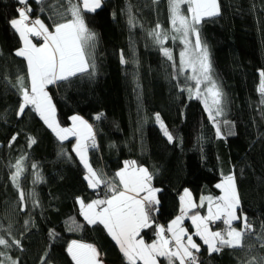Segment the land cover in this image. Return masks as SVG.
I'll return each instance as SVG.
<instances>
[{"label": "trees", "instance_id": "obj_1", "mask_svg": "<svg viewBox=\"0 0 264 264\" xmlns=\"http://www.w3.org/2000/svg\"><path fill=\"white\" fill-rule=\"evenodd\" d=\"M29 2L33 17L51 26L50 5L55 0ZM102 2L95 13L84 14L88 29L96 35L95 74L48 86L59 124L66 127L73 115L89 121L98 145L89 151V160L107 178H114L125 161L147 168L152 187L160 189L158 216L165 224L178 215L185 189L197 202L202 196H219L215 185L234 173L238 213L246 215L255 230L244 238L251 251L225 247L209 253L195 237L200 245L197 264H240L264 256V96L259 91L264 71V0H219L220 15L199 25L214 77L224 92L225 115L220 120L230 124L221 122L223 138L217 137L201 100L179 90L178 84L192 81L184 76L173 79L172 62L148 35L157 23L170 30L167 0ZM17 7L16 0H0V234L20 240L22 250L0 246V262L41 264L43 259L46 264H74L66 249L72 240H79L96 246L103 262L127 264L103 226L88 225L78 213L77 197L89 202L103 198L107 190L88 187L86 169L72 151L75 137L60 141L31 108L17 116L21 97L12 85L18 75L27 83L26 62L14 55L21 41L8 23ZM164 46L172 49L178 64L179 41L169 40ZM156 113L172 142L159 128ZM30 137L35 140L31 146ZM21 158L24 172L18 189L11 175ZM30 193H35L38 206ZM198 211L205 213L204 208ZM219 223L214 229L221 227ZM184 224L189 226L188 221ZM153 232L151 228L142 232L146 242L153 240ZM160 262L168 264L166 259Z\"/></svg>", "mask_w": 264, "mask_h": 264}, {"label": "snow or ice", "instance_id": "obj_2", "mask_svg": "<svg viewBox=\"0 0 264 264\" xmlns=\"http://www.w3.org/2000/svg\"><path fill=\"white\" fill-rule=\"evenodd\" d=\"M16 2L19 5L15 9L16 16L8 23L21 41V47L15 50L14 55L25 60L27 70V83L23 75H18L16 83L12 85L21 97L17 116H22L26 108H31L60 141L75 137L76 143L72 151L86 169L84 179L88 187L95 191L103 186L107 190L103 198L98 197L89 202H85L82 197L76 198L80 215L87 224L102 225L119 247L127 264H160L161 257L168 264H197L195 253L200 251V245L193 239L194 236L207 245L209 253L220 252L225 247H247L250 252L251 245L246 246L244 238L252 235L255 230L246 215H237L241 205L234 173L223 176L222 181L215 185L220 190L219 196H202L197 202L185 189L179 197V215L165 227L155 220L154 214L159 210L160 204L157 198L160 189L152 187V175L147 168L137 166L135 161H125L124 167L116 171L114 178L109 179L102 171L94 169L89 160V151L98 147L93 126L79 115L69 118L72 122L70 127L59 124L48 86L80 75L95 74L93 50L96 35L88 29L84 14L95 13L101 7V0H55L50 5L49 19L53 21L51 26L39 17H33L29 0ZM36 2L43 4L44 0ZM167 3L170 30H164L157 23L148 35L167 60L172 62L173 79L178 80L179 76H184L186 81L193 82L178 84L179 90L187 91L189 98L201 100L210 122L216 128L217 137L223 138L220 124H230L227 119L220 120L225 115L224 92L214 77L208 47L201 39L199 28L206 18L220 15L219 0H167ZM44 10L42 7L41 11ZM133 20L130 16L129 22L133 23ZM169 40H178L182 45L178 64L172 49L164 46ZM125 62L121 52V63ZM260 76L262 79L259 91L264 96V71L260 72ZM102 115L95 119L99 120ZM155 119L160 123L168 141L172 142L173 136L159 113L155 114ZM15 139L13 136L10 145ZM29 141V146L35 143L31 137ZM22 160L23 158L18 159L12 166L16 171L12 173L11 180L18 189V179L24 172ZM36 167L37 165H32V168ZM38 180L37 176L34 183ZM30 196L38 206L35 193H30ZM20 200H24L23 192L20 193ZM201 208L205 209L204 214L198 211ZM185 219L191 221L194 232L189 233L184 227ZM237 221L242 224L239 230L233 226ZM216 222H222L225 228L213 231L212 225ZM28 223L29 221H25L26 226ZM149 228L154 229L155 237L150 243L142 235ZM50 235L55 236L56 233L52 232ZM13 245L22 250L20 240L14 237L8 239L0 234V246L8 248ZM261 246H264V241H261ZM66 251L74 264H103L101 253L93 244L72 240ZM13 264L19 262L13 261ZM41 264H46V261L42 259ZM240 264H264V256H253L242 260Z\"/></svg>", "mask_w": 264, "mask_h": 264}, {"label": "crops", "instance_id": "obj_3", "mask_svg": "<svg viewBox=\"0 0 264 264\" xmlns=\"http://www.w3.org/2000/svg\"><path fill=\"white\" fill-rule=\"evenodd\" d=\"M34 42H37V41H35L34 40ZM81 117V116H80ZM55 134V133H54ZM124 167V166H123ZM122 167V168H123ZM183 194V193H182ZM181 194V195H182ZM219 195H220V193H219ZM76 207H78V213H79V215H80V208H79V205H78V203H77V206ZM205 212V211H204ZM201 214H203V213H201ZM178 215H179V211H178ZM237 215H240L238 212H237ZM80 217H82L81 215H80ZM186 221H188V223H189V226L187 225V229L189 230V232L190 233H192V232H194V226L191 224V221L190 220H188V219H185V221L184 222H186ZM237 222H239V221H237ZM217 223V222H216ZM167 224H168V222H167ZM234 224H236V222H234ZM240 224H241V222H240ZM186 225V224H185ZM153 231H154V229L153 228H151ZM212 229H214V228H212ZM154 233V232H153ZM196 236H194V238H195ZM155 238V237H154ZM153 238V239H154ZM198 240H200V238L199 237H196ZM195 238V241L197 240ZM152 241V240H151ZM151 241H147V242H151ZM201 242H202V244H203V241L202 240H200ZM196 243H197V241H196ZM198 244V243H197ZM206 246V248H207V250H208V247H207V245H205ZM209 252V251H208ZM162 259H165V258H163V257H161ZM103 262V261H102ZM103 264H107L106 262H103ZM160 264H161V262H160Z\"/></svg>", "mask_w": 264, "mask_h": 264}, {"label": "built area", "instance_id": "obj_4", "mask_svg": "<svg viewBox=\"0 0 264 264\" xmlns=\"http://www.w3.org/2000/svg\"><path fill=\"white\" fill-rule=\"evenodd\" d=\"M154 215H155V220H156L157 223H159L160 225H163V226L167 227L168 224L162 223V222L159 220L158 211H157ZM220 224H221V227L218 228L217 230H222V229L225 228V225H224L222 222H220ZM236 226H237V225H236ZM212 227L217 228V227H215V224L212 225ZM237 228H238V230L240 229V227H238V226H237Z\"/></svg>", "mask_w": 264, "mask_h": 264}, {"label": "rangeland", "instance_id": "obj_5", "mask_svg": "<svg viewBox=\"0 0 264 264\" xmlns=\"http://www.w3.org/2000/svg\"><path fill=\"white\" fill-rule=\"evenodd\" d=\"M102 4H103V2H102V0H101V6H102ZM38 42V41H37ZM191 84H192V82H191ZM85 120V119H84ZM88 123H89V121H88ZM71 124H72V122L69 124V125H67L66 127H70L71 126ZM90 124V123H89ZM158 125H159V128H161V126H160V123H158ZM162 129V128H161ZM162 131H163V129H162ZM69 138H71V137H69ZM66 141V140H65ZM74 143H76V139H75V142ZM222 181V180H221ZM220 181V182H221ZM219 182V183H220ZM190 193H191V191L189 190V189H187ZM192 194V193H191ZM221 194V193H220ZM193 198V197H192ZM79 205V204H78ZM175 218V217H174ZM173 218V219H174ZM171 222V220L168 222V224ZM220 224V223H219ZM219 224H217L219 227L221 226V225H219ZM184 227H186L187 228V225H185L184 224ZM216 227V226H215ZM212 228H214V227H212ZM213 231H217L216 229H212ZM189 231V230H188ZM190 233V232H189ZM193 239L195 240V238L193 237Z\"/></svg>", "mask_w": 264, "mask_h": 264}]
</instances>
